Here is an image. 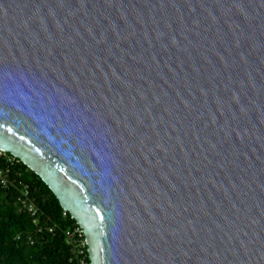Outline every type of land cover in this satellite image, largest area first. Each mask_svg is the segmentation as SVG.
<instances>
[{
    "label": "water",
    "instance_id": "95a60500",
    "mask_svg": "<svg viewBox=\"0 0 264 264\" xmlns=\"http://www.w3.org/2000/svg\"><path fill=\"white\" fill-rule=\"evenodd\" d=\"M0 151L90 264H264V0H0Z\"/></svg>",
    "mask_w": 264,
    "mask_h": 264
},
{
    "label": "trees",
    "instance_id": "16d2710c",
    "mask_svg": "<svg viewBox=\"0 0 264 264\" xmlns=\"http://www.w3.org/2000/svg\"><path fill=\"white\" fill-rule=\"evenodd\" d=\"M9 157L14 158L9 153L0 156V168L9 164ZM15 159L13 176L30 186L43 224L57 228L54 232L38 233L35 217L20 210L17 191L0 185V264H77L64 233L68 227L78 226L77 221L70 213L64 217L65 210L49 186L20 159ZM30 236L34 244L29 242Z\"/></svg>",
    "mask_w": 264,
    "mask_h": 264
},
{
    "label": "built area",
    "instance_id": "2783aa9c",
    "mask_svg": "<svg viewBox=\"0 0 264 264\" xmlns=\"http://www.w3.org/2000/svg\"><path fill=\"white\" fill-rule=\"evenodd\" d=\"M6 154L0 151V156ZM9 164L0 168V185L5 189H13L17 191V201L20 207V210L29 211L33 217H35L34 223L37 226V232L42 233L44 230L49 232H54L57 228V225L43 224L40 215L39 208L36 205L34 198L32 197L30 186L18 180L13 176L12 167L16 163V159L8 158ZM67 211L64 212V217L68 216ZM73 218V217H72ZM68 244L72 247V250L75 253L77 259V264H90L89 260V249L84 230L78 224L75 227H68L64 230ZM20 238V237H19ZM31 244H34L33 238L30 236L28 238Z\"/></svg>",
    "mask_w": 264,
    "mask_h": 264
},
{
    "label": "rangeland",
    "instance_id": "374dc122",
    "mask_svg": "<svg viewBox=\"0 0 264 264\" xmlns=\"http://www.w3.org/2000/svg\"><path fill=\"white\" fill-rule=\"evenodd\" d=\"M9 158H11V157H9Z\"/></svg>",
    "mask_w": 264,
    "mask_h": 264
}]
</instances>
